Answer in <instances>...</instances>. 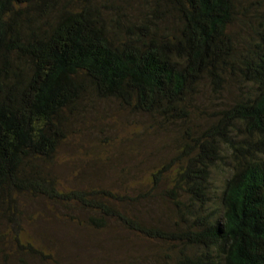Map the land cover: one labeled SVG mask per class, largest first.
<instances>
[{
    "label": "trees",
    "instance_id": "obj_1",
    "mask_svg": "<svg viewBox=\"0 0 264 264\" xmlns=\"http://www.w3.org/2000/svg\"><path fill=\"white\" fill-rule=\"evenodd\" d=\"M88 100L178 134L151 175L167 224L123 209L150 192L59 188ZM23 199L153 242V262L264 264V0H0V220Z\"/></svg>",
    "mask_w": 264,
    "mask_h": 264
},
{
    "label": "rangeland",
    "instance_id": "obj_2",
    "mask_svg": "<svg viewBox=\"0 0 264 264\" xmlns=\"http://www.w3.org/2000/svg\"><path fill=\"white\" fill-rule=\"evenodd\" d=\"M84 106L54 161L59 188L106 189L130 197L150 192L149 203L123 209L144 221L167 224L170 205L158 196V187L153 190L151 175L173 157L178 134L157 131L152 120L113 101L88 100ZM20 203L7 222L0 220V264L162 263L145 255L156 244L115 225L93 231L67 217L81 218L80 212L28 199ZM27 245L38 253L28 252Z\"/></svg>",
    "mask_w": 264,
    "mask_h": 264
}]
</instances>
